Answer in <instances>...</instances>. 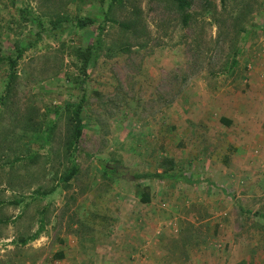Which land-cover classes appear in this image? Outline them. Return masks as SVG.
<instances>
[{
    "label": "rangeland",
    "instance_id": "374dc122",
    "mask_svg": "<svg viewBox=\"0 0 264 264\" xmlns=\"http://www.w3.org/2000/svg\"><path fill=\"white\" fill-rule=\"evenodd\" d=\"M186 1L0 0V264H264V139L220 127L264 0ZM164 158L200 183L133 181Z\"/></svg>",
    "mask_w": 264,
    "mask_h": 264
},
{
    "label": "trees",
    "instance_id": "16d2710c",
    "mask_svg": "<svg viewBox=\"0 0 264 264\" xmlns=\"http://www.w3.org/2000/svg\"><path fill=\"white\" fill-rule=\"evenodd\" d=\"M176 3L179 10L184 11L187 8L188 2L186 0H171ZM187 16H184L182 22L184 24L187 23L188 19ZM92 23V22H90ZM21 57V53H17L16 56L9 61V68L11 69L10 80L14 78V68L16 67L18 59ZM96 54L93 50L91 53H88L84 58V71L90 70L95 64ZM7 89L10 90V82L7 84ZM72 117L70 118V126H71V133H70V141L69 145L72 147L73 150H77L78 143L82 137L83 130H84V122L82 119V112H83V100H81L78 104L70 107ZM223 121V124L229 125L228 122ZM99 168L101 169L102 173L108 177L113 179H121L124 176V173L120 171L118 167H114L111 164L105 163L103 161H99ZM160 167L162 170L155 173H146L144 175H134V182H140V180H151V181H170L174 183H182L186 185H196L199 184L200 181H194L184 175L182 172H178L175 170V162L171 158H164L161 162ZM78 173V166L76 163H73L71 168L69 169L68 174L64 177L65 182H69L75 177ZM207 184L214 186V184L210 181H206ZM139 199L142 203H148L149 198V189L146 187L145 191L139 194ZM257 214V213H255ZM258 216V215H257ZM264 218V217H263Z\"/></svg>",
    "mask_w": 264,
    "mask_h": 264
},
{
    "label": "crops",
    "instance_id": "0c3cea01",
    "mask_svg": "<svg viewBox=\"0 0 264 264\" xmlns=\"http://www.w3.org/2000/svg\"><path fill=\"white\" fill-rule=\"evenodd\" d=\"M251 72L247 87L231 90L233 95L226 98L222 105L224 111L222 120L229 125L222 124L220 127H231L233 139H264V61Z\"/></svg>",
    "mask_w": 264,
    "mask_h": 264
}]
</instances>
